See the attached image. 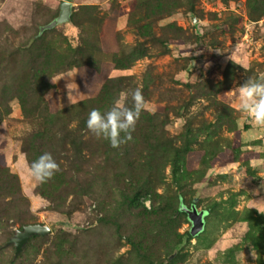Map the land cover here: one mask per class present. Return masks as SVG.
<instances>
[{"label":"rangeland","instance_id":"obj_1","mask_svg":"<svg viewBox=\"0 0 264 264\" xmlns=\"http://www.w3.org/2000/svg\"><path fill=\"white\" fill-rule=\"evenodd\" d=\"M62 1L0 0V105L10 108L0 123V264H264V127L239 110V86L264 81V0H162L165 12L152 19L142 18L141 0H67L74 10L95 5L102 26L81 10L82 25L59 24L35 42ZM44 43L87 47L83 56L100 62L72 52L42 77L52 110L97 100L105 83L113 90L104 112L117 99L131 108L139 88L143 111L158 118L157 137L147 141L144 128L154 122L143 111L135 139L118 148L82 126L79 113L56 118L50 137L37 132L16 90L38 68ZM133 52L144 55L115 67V56ZM44 153L59 165L51 180L62 186L52 199L38 193L31 171ZM5 168L20 186L7 197ZM144 185L151 190L132 204ZM179 196L205 212L192 239ZM32 223L52 233L31 238L14 258L8 240Z\"/></svg>","mask_w":264,"mask_h":264},{"label":"trees","instance_id":"obj_2","mask_svg":"<svg viewBox=\"0 0 264 264\" xmlns=\"http://www.w3.org/2000/svg\"><path fill=\"white\" fill-rule=\"evenodd\" d=\"M144 1V3H143ZM146 0H141L142 5L145 7V13L143 14L142 18H153L155 16H159L165 12L166 8H164L162 4V0H154L153 7L149 2H145ZM226 1V0H225ZM251 1V0H250ZM251 3V2H250ZM83 10L84 13L89 14V18L87 19L88 24H102L104 23L105 16L99 15L96 10L97 7L95 5H84L81 6L78 10H74L71 15V22H74L78 25H82L79 21L77 22V17L79 15V12ZM260 15H264V12ZM150 19V20H151ZM149 22H146L145 24L141 25L143 29L149 28ZM48 29H46L42 34L37 36L36 41H39V43H42L44 41L43 37ZM39 34V33H38ZM44 46H39V49L41 48V51L43 50V53L40 54V61L38 62V68L34 72H29L25 75L23 80L18 84L17 90H16V98L19 100L21 110L23 113L24 118L29 121V123L34 124L37 128V132H39L41 135L50 137L52 134V128L53 124L55 122L56 118H64V117H71L72 114L79 113L81 117L79 123L84 127L87 128L86 121L88 119V114L90 112L89 106L93 107V102L96 101L95 104L97 109H99L101 112H104L107 108V99L109 95L111 94L113 88L111 89L110 83H105L102 86V89L95 99L97 100H86L84 102H80L78 104H75L73 107L66 108V109H54L52 110V104L49 101L48 98H46V94L49 92L51 85L45 82H42V77H50L56 74L58 71H60L67 63L69 56L72 52L79 53L80 56H83L84 51H86V48L79 47V48H73L71 45L68 46L67 50L56 47L54 45H50L47 43L43 44ZM143 54H136L135 52L131 53L129 56L121 57V56H115L112 61L115 63V67L118 69H126L129 68L132 63L139 59ZM85 62L89 65L99 67L100 62L97 59H93L91 57H87L84 59ZM92 104V105H90ZM0 105V123L6 118L7 115L10 113V108L6 106V108H1ZM90 107V108H91ZM143 117H145L150 124L148 127H145L144 129L147 131L146 135L147 141H149L152 137L154 139L157 137V116L149 114L148 112H142ZM154 134V136H153ZM133 139H135V136H131ZM30 164L31 161H30ZM135 165V164H134ZM133 165V166H134ZM3 174L5 175L6 179L9 181V184L5 188V195L11 196L14 193V190L20 191V186L18 183V175L15 173H12L9 171L8 168H5ZM52 179V178H51ZM47 180L44 183L39 182L37 186V191L39 194H41L43 197L47 199H52L53 195H55V192H57L58 189L62 186L60 183H56L53 180ZM151 186H142L139 190L136 191L134 197L132 198V204H136L139 202L140 197L144 194L148 193L151 188ZM195 203V199L192 201L190 206H185L183 199L181 196H179V206L177 208V212L181 215H184L188 222H190L188 218L187 212L183 209L184 207L191 208L192 204ZM196 204V203H195ZM147 214L151 212H146ZM142 212L141 215L147 216V214ZM154 214L158 213V210L154 208ZM35 224V223H32ZM200 234V233H199ZM198 234V235H199ZM186 235L188 238L192 239L196 236L191 235L190 230L186 232ZM40 235H34L32 238L37 237ZM155 240V237H154ZM155 242V241H154ZM144 248V246H142ZM146 249V247H145ZM171 255V254H170ZM167 256V260L170 262L173 259H169V256Z\"/></svg>","mask_w":264,"mask_h":264},{"label":"clouds","instance_id":"obj_3","mask_svg":"<svg viewBox=\"0 0 264 264\" xmlns=\"http://www.w3.org/2000/svg\"><path fill=\"white\" fill-rule=\"evenodd\" d=\"M132 100L131 108L117 99L106 112L92 109L86 121L88 130L95 137L107 140L111 147L118 148L131 138L136 121L147 107L139 88L132 92ZM239 110L254 121L255 126L264 127V81L249 79L239 86ZM31 171L37 181L44 183L59 171V165L50 153H44L32 162Z\"/></svg>","mask_w":264,"mask_h":264},{"label":"water","instance_id":"obj_4","mask_svg":"<svg viewBox=\"0 0 264 264\" xmlns=\"http://www.w3.org/2000/svg\"><path fill=\"white\" fill-rule=\"evenodd\" d=\"M73 3L67 0H63L60 4L59 15L51 22L41 26L40 32L46 29H52L59 24L70 21L73 12ZM197 199H195V203ZM192 204L191 208L184 207L187 212L188 218L191 223L190 233L193 236L198 235L204 230L205 227V212L198 210L196 204ZM52 233V229L47 224L35 223L24 225L22 229H17L13 236L8 240L6 245L14 246V258H16L24 249L26 244L34 235L48 236ZM177 249L169 256V259H173L177 254Z\"/></svg>","mask_w":264,"mask_h":264}]
</instances>
